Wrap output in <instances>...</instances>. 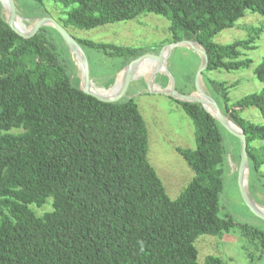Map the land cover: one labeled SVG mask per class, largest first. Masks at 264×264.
<instances>
[{
    "label": "trees",
    "instance_id": "trees-1",
    "mask_svg": "<svg viewBox=\"0 0 264 264\" xmlns=\"http://www.w3.org/2000/svg\"><path fill=\"white\" fill-rule=\"evenodd\" d=\"M52 1L66 8L59 20L65 28L89 29L149 12L169 22L163 43L198 41L208 59L203 85L245 134L248 177L264 178L259 170L264 143L254 145L264 140V123L241 115L254 107L264 119V57L253 69L262 88L235 101L229 89L236 82L205 75L249 67L243 51L255 48L251 36L226 44L212 38L245 11L264 16V0ZM76 40L83 49L120 58L117 70L144 53ZM193 76L186 78L192 88ZM170 98L190 118L195 142L193 148H175L193 176L174 199L146 159L147 128L134 100L105 102L82 92L58 32L43 25L23 38L7 25L0 4V264H199L196 238L235 226L249 247L264 255V230L220 214L225 129L201 104ZM232 137L238 161L239 141ZM48 198L51 209L38 215L33 206ZM202 264L222 260L206 255Z\"/></svg>",
    "mask_w": 264,
    "mask_h": 264
},
{
    "label": "rangeland",
    "instance_id": "rangeland-1",
    "mask_svg": "<svg viewBox=\"0 0 264 264\" xmlns=\"http://www.w3.org/2000/svg\"><path fill=\"white\" fill-rule=\"evenodd\" d=\"M15 4L17 14L27 28L31 27L36 17L49 16L59 21L64 17L63 11L66 10L61 3L52 0H42V3L33 0H15ZM168 25L169 22L165 17L147 12L130 20L106 23L89 29L77 28L72 25H68L66 29L79 40L112 43L134 47L144 53H157L166 44L163 42L169 37ZM250 29L253 30L250 31ZM250 36L255 48L243 51L244 56L251 59L249 67L229 72L224 70L205 71V75L210 78L225 80L228 84L236 82L235 86L229 89L231 101H235L247 93L257 92L263 86L255 78L253 69L264 57V16L245 11L243 17L239 18L232 27L219 31L212 38L216 43L226 44ZM84 50L93 86L99 89H110L114 81L120 79L123 67L117 69L121 59L108 57L101 50L90 47H85ZM69 56L73 61L76 76L79 78L80 72L75 64L76 60L70 53ZM154 64V61L148 59L134 64L142 70L135 73L123 96L132 98L137 104L148 134L146 159L155 169L166 194L174 199L193 176V171L175 148H193L195 146L194 127L190 118L176 101L167 95L150 91L148 87L150 77L156 84L167 78L160 71L152 74ZM199 64V55L190 48L175 46L171 49L166 59V65L174 77L176 89L184 93H191L194 90L186 78L191 73H195ZM203 88L207 92L204 85ZM207 93L209 94V92ZM241 115L252 122L264 123V119L254 107L244 108ZM11 131L15 132L18 129ZM221 135L226 154L223 189L219 194L220 214L231 217L236 224H247L264 230V220L250 212L238 192L234 179L238 165V161L235 159L236 140L225 130H221ZM261 143H264V140L255 141L254 145L258 146ZM259 170L261 174H264V163ZM247 189L253 200L264 208V178L255 175L248 177ZM33 209L38 215L51 209V198H48L41 207L33 206ZM194 245L197 249L199 264L203 263L206 255L219 257L222 264H264V255L260 254L258 249L249 247L236 226L219 235H199Z\"/></svg>",
    "mask_w": 264,
    "mask_h": 264
},
{
    "label": "water",
    "instance_id": "water-1",
    "mask_svg": "<svg viewBox=\"0 0 264 264\" xmlns=\"http://www.w3.org/2000/svg\"><path fill=\"white\" fill-rule=\"evenodd\" d=\"M1 6L5 10V20L7 25L19 36L23 38L32 37L37 30L43 25H49L54 28L64 44L68 52L75 58L76 65L80 72L79 88L82 92L93 96L94 98L105 101L113 102L118 101L126 92L128 85L132 78L135 76L133 65L143 59L152 60L155 62L153 73L160 71L167 76L168 83L165 87L160 88L150 77L148 87L151 92L161 93L172 97L178 101L195 102L210 113L218 123L232 136L236 137L239 141V160L236 170V184L240 197L242 198L246 207L255 216L264 220V208L258 205L247 189L248 179V156L246 151V138L243 130L235 124L228 115L224 114L216 102V100L208 94L203 88L202 73L207 68L208 59L204 47L196 40L182 39L172 41L164 44L157 53H142L126 63L121 71L119 81L115 80L110 89H99L94 87L89 76V64L86 53L78 41L69 33V31L59 22L49 16H43L35 19L31 27H25L21 17L16 12L15 0H0ZM175 46H185L196 52L200 57V64L196 69L193 77L194 90L191 93H181L175 89V80L173 75L169 72L166 59ZM165 50V51H164ZM166 52V53H164ZM152 76V75H151ZM116 88V89H115Z\"/></svg>",
    "mask_w": 264,
    "mask_h": 264
},
{
    "label": "crops",
    "instance_id": "crops-1",
    "mask_svg": "<svg viewBox=\"0 0 264 264\" xmlns=\"http://www.w3.org/2000/svg\"><path fill=\"white\" fill-rule=\"evenodd\" d=\"M162 81L164 82L165 80L163 79ZM163 82L157 83V85H158L160 88H163V87H165V86L167 85L168 80L165 81L164 83H163Z\"/></svg>",
    "mask_w": 264,
    "mask_h": 264
},
{
    "label": "bare ground",
    "instance_id": "bare-ground-1",
    "mask_svg": "<svg viewBox=\"0 0 264 264\" xmlns=\"http://www.w3.org/2000/svg\"><path fill=\"white\" fill-rule=\"evenodd\" d=\"M164 53H166V52H164ZM132 69H133V71H135V73H137L138 71H141L142 70L141 68H139L138 66H135V65H133V68Z\"/></svg>",
    "mask_w": 264,
    "mask_h": 264
}]
</instances>
